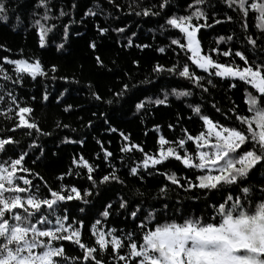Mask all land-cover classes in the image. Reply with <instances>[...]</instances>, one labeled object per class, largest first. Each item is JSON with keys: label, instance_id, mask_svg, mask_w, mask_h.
Wrapping results in <instances>:
<instances>
[{"label": "snow or ice", "instance_id": "1", "mask_svg": "<svg viewBox=\"0 0 264 264\" xmlns=\"http://www.w3.org/2000/svg\"><path fill=\"white\" fill-rule=\"evenodd\" d=\"M225 2L241 14L243 29L248 27L243 18L252 10L258 14L256 27L264 31V0H225ZM167 4L168 0H161L158 7L165 9ZM37 5L44 10L40 18L34 20L38 44L44 48L47 43L46 38L55 25L47 23L52 11L50 0H37ZM202 5H205V0H193V3L188 5L187 15H172L166 20L167 26L179 29L181 34L178 38L171 39L170 46H177L171 50L177 54L183 52L186 61L180 64L172 63L170 67L158 63L153 66L152 72L155 74L167 72L169 75L182 77L202 93L208 92L205 84L215 86L213 77L236 78L244 86L245 114H238L234 102H230L233 106L224 115L230 116L231 119L221 123L210 118L209 115L202 114L199 104L190 105L191 111L203 122V130L199 133L191 135L187 129H183V138L174 141H168L164 136H160L158 140L160 147L157 152L149 154L141 145L132 143L130 137L121 132L120 135L127 143L120 148V152L131 153L133 150H138L142 153L139 162H133L127 169L128 175L132 178L142 182L145 173L151 176L154 171L164 177L165 183L157 189L159 197H164L166 200L170 187L185 192L198 189L206 198L205 210H202L200 215H196L186 212L181 205L173 208L169 214L168 203L156 199L155 203L162 205L158 209L146 199H141L144 193L136 188L133 191V198L119 196L117 201V212H127L132 218L131 222L135 230L119 231L117 234L116 229L98 227L101 220L97 219L89 226L91 236L94 237L93 243L89 246L82 240L84 221L68 215L66 211L59 212L58 210L64 207L61 202L79 201L88 197L92 194L91 190L96 189L100 184L108 185L111 182L125 184V181L117 175L119 170L113 165L111 171L97 180L95 172L98 165L90 164L80 156L73 158L72 163L86 170L85 178L90 186L77 187L76 183L70 185L60 183L53 187L40 173L23 167V161L28 155L24 151L15 159L0 162V264H68L69 260L73 261V264H79L80 261L84 264H106L104 258H98V254L108 252L109 249L111 252L109 259L116 261L117 264H264V183L259 185L249 183L252 174L257 169L264 168V55L250 60L246 51L240 49L233 51L229 48L220 52L218 48L212 47L202 52V41L197 37L198 29L211 27L207 23H199L201 19L206 21L208 18ZM7 12L5 0H0V20L8 18ZM150 12V8L146 9L143 15H149ZM89 14V12L85 13V15ZM65 15L67 13L63 10L59 11V16ZM193 18L196 23H193ZM226 19L231 20L232 17ZM213 23L220 21L214 19ZM97 27L101 34L108 31L106 28ZM63 28L66 38L68 25H63ZM163 28L164 25H161V30ZM114 31L122 33L124 28H117ZM135 35L136 33H132V36ZM132 36L128 37L127 46L132 44ZM233 38L232 35L219 36L215 43L232 41ZM245 39L248 45L255 46L257 43L252 36H246ZM89 46L96 48L95 43ZM3 47L4 45H0V48ZM56 47L60 49L63 45L57 44ZM259 50L264 52V46ZM157 51L164 53L167 49L160 47ZM251 51L254 55L257 49L253 47ZM213 52L228 57L229 60L220 62L212 57ZM235 58H239L243 66L238 64ZM0 59L14 66V77L0 66V76L6 81L12 80L14 84H22L25 76L36 79L38 76H46L48 70L52 73L57 71L55 64L46 69L38 57L10 60L8 56H3ZM95 60L97 64L103 66L99 56H96ZM188 61L191 63L189 64ZM132 63L138 62L134 60ZM195 69L202 70L208 75H198ZM52 79L56 77L52 76ZM147 82L149 81L145 78V81L139 83ZM228 86L230 89H235L238 85L230 83ZM135 88L136 85L121 82L119 90L112 95L119 101ZM161 91L163 98L157 96L152 100L151 97H145L135 103V109L138 111L144 109L146 103L166 104L170 95L176 97L193 95L191 87H185L183 90L162 88ZM91 95L97 101L102 100L96 92H92ZM62 96L64 92H61L56 99L59 101ZM48 98V93L45 92L42 99L46 101ZM7 99L12 107L3 109L0 114H14L18 119L11 131L21 127L34 129L38 133L42 131L34 120L25 118L33 112L31 107L20 106L18 97L12 92L7 93ZM0 100H5V96L0 95ZM105 102L111 104L113 101L109 99ZM212 107L217 113L221 112L216 104L213 103ZM71 108L72 105H67L64 111L67 112ZM92 115L95 116L96 113ZM100 115L104 114L100 113ZM8 118L12 119V115ZM91 124L92 121L89 120L88 125ZM63 127L68 128L69 125L65 124ZM155 127L159 129V125ZM168 127L171 129L174 126L169 124ZM109 131L115 132L116 129L110 128ZM42 134L49 135V133ZM186 142L194 144L191 152ZM18 143L11 135L0 137V152H6V146ZM28 147L37 148L38 145L33 140ZM102 151L103 161L109 162L113 153L103 148ZM169 158H174L190 171L199 170L200 174L193 172L190 177L178 175L176 171H161L157 168V165H163ZM120 160L123 161L124 157L121 156ZM73 171L75 169L61 173L57 179L62 180ZM18 173H32L43 183H36ZM76 175L80 176V172H76ZM259 179L264 180V175ZM233 188L236 189L235 192L230 190ZM225 191L228 192L226 196H222L217 201L212 200L210 193ZM177 203L179 204L180 201ZM113 207L115 205L112 203L105 205L100 217L108 218L112 214ZM68 241L82 250L80 256L69 257L66 254L63 242Z\"/></svg>", "mask_w": 264, "mask_h": 264}, {"label": "trees", "instance_id": "2", "mask_svg": "<svg viewBox=\"0 0 264 264\" xmlns=\"http://www.w3.org/2000/svg\"><path fill=\"white\" fill-rule=\"evenodd\" d=\"M160 2L161 0H50L52 11L47 23L55 25V28L48 34L46 46L41 48L38 44L34 20L40 18L43 8L37 5V0H5L8 18L0 20V45H4L0 48V58L3 56H8L9 59L38 57L46 69L55 64L57 71L52 73L48 70L46 76H38L36 79L25 76L22 84H14L12 80L6 81L3 76H0V95L5 96V100H0V113L3 109L12 107L7 99V93L12 92L18 97L20 106L27 105L33 109V112L25 118L34 120L42 130L38 133L34 129L21 127L11 131L18 119L14 114H0V137L11 135L19 142L6 146V152H0V162L15 159L26 151L28 155L23 161V167L40 173L53 187L60 183L69 185L76 183L77 187L90 186L85 178L86 170L73 165V158L83 156L90 164L98 165L95 172L97 180L111 171L114 165L119 170L117 175L125 181V184L116 182L108 185L100 184L96 189L91 190L92 194L88 197L79 201L61 202L64 207L58 210L66 211L68 215L84 221L82 240L89 246L94 240L89 226L97 219L101 220L98 227L116 229L117 234L119 231L135 230L128 213L117 212V201L119 196L133 198V191L136 188L144 193L141 199H146L158 209L162 205L156 204V199L168 203L169 214L173 208L181 207V205L186 212L196 215H200L201 211L205 210L206 198L198 189L185 192L182 189L170 187L165 200L157 194V189L165 183L163 176L157 175L155 171L151 176L145 173V179L142 182L129 176L128 167L133 162H139L142 153L138 150L121 153L120 148L127 143L120 135L121 132L128 135L132 143L141 145L149 154H155L160 147L158 144L160 136H164L168 141H174L177 138H183V129H187L191 135H196L203 130V122L191 111L190 105L199 104L202 114L209 115L210 118L221 123L231 119L230 116L224 115L233 106L230 102H234L238 114H245L244 86L236 78L213 77L215 86L205 84L208 92L202 93L194 85H189L182 77L169 75L167 72L160 74L152 72L153 66L158 63L170 67L172 63L180 64L187 59L183 52L177 54L171 50L177 48L175 45L170 46L171 39L178 38L181 34L179 29L167 26L166 20L172 15H187L188 5L192 4L193 0H168L165 9L158 7ZM202 7L208 18L206 21L201 19L199 23L211 25V27L198 29V39L202 41V52L216 47L220 52L229 48L233 51L244 50L250 60L264 55V52L259 50L264 46V31L256 27L258 14L255 11L250 10L243 18L248 25L247 29H243L241 14L238 10L229 7L225 0H205V5ZM149 8L151 9L149 15H143V11ZM61 10L67 15L59 16ZM86 12L90 14L85 15ZM137 12L141 14L137 15ZM226 17H232V19L228 20ZM214 19L220 23H213ZM193 23H196L195 18ZM65 24L68 25L66 38L63 28ZM161 25H164L163 30ZM97 26L106 28L108 31L101 34ZM117 28H124V32L114 31ZM132 33L136 35L132 36ZM229 35L234 37L232 41L215 43L217 37ZM130 36H132V44L127 46ZM246 36H252L257 42L256 45H248ZM91 43L96 44L95 49L89 46ZM57 44H62L63 47L57 49ZM140 45H146V47H139ZM160 47H165L167 51L158 52L157 49ZM253 47L257 49L254 55L251 51ZM211 55L220 62L229 60L228 57L218 55L216 52ZM96 56L101 58L103 66L96 63ZM235 59L243 66L239 58ZM134 60L138 63L133 64ZM188 63L191 62L188 61ZM0 66L9 75L15 76L13 65L0 59ZM195 71L198 75H208L199 69ZM52 76L56 79L53 80ZM145 78L149 82L139 83L145 81ZM121 82L136 85V88L117 101L112 94L119 90ZM230 83H237L238 86L230 89L228 86ZM185 87H191L193 95L188 97L170 95L166 104L146 103L144 109L139 111L135 109V103L145 97H151L152 100L157 96L163 98L162 88L183 90ZM45 92L49 97L46 101L42 99ZM61 92H64V96L58 101L56 97ZM92 92L100 95L102 100L97 101L91 95ZM109 99L113 101L111 104L105 102ZM213 103L221 109L220 113L212 107ZM67 105H72V108L65 112L64 108ZM93 113L96 115L93 116ZM100 113L104 115L101 116ZM9 115H12V119L8 118ZM89 120L92 121L91 125H88ZM65 124L69 127L64 128ZM169 124L174 127L170 129ZM156 125H159L158 130ZM110 128L116 131H109ZM42 133H49V135ZM33 140L36 141L37 148L28 147ZM186 143L191 152L194 144ZM102 148L113 153L109 162L103 161ZM121 156L124 157L123 161L120 160ZM157 168L161 171H176L178 175L190 177L193 172L200 174L199 170L186 169L174 158H169L163 165H157ZM69 169H75V171L64 176L62 180L57 179L61 173L68 172ZM76 172H80V176H77ZM19 174L36 183H43L32 173ZM262 175H264V168L257 169L250 177L249 183L257 185L264 183V180L259 179ZM230 190L236 191L234 188ZM227 194V191L210 193L213 201L220 200ZM177 201L180 203L178 204ZM109 203L115 205L112 208V214L108 218H101L100 213ZM81 209L84 211H80ZM63 246L69 257H78L82 254V250L70 241L63 242ZM110 255L109 249L108 252L99 253L98 258H104L106 264H117L116 261L109 259ZM68 264H73V261L69 260ZM79 264L84 262L80 261Z\"/></svg>", "mask_w": 264, "mask_h": 264}, {"label": "rangeland", "instance_id": "3", "mask_svg": "<svg viewBox=\"0 0 264 264\" xmlns=\"http://www.w3.org/2000/svg\"><path fill=\"white\" fill-rule=\"evenodd\" d=\"M197 37H198V32H197ZM10 60H12V59H10Z\"/></svg>", "mask_w": 264, "mask_h": 264}]
</instances>
